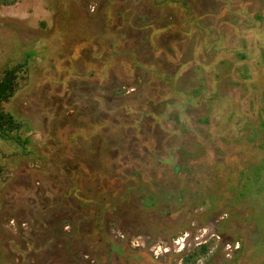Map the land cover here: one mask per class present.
Instances as JSON below:
<instances>
[{
	"label": "rangeland",
	"instance_id": "1",
	"mask_svg": "<svg viewBox=\"0 0 264 264\" xmlns=\"http://www.w3.org/2000/svg\"><path fill=\"white\" fill-rule=\"evenodd\" d=\"M12 1H0V72L35 50L25 84L6 104L25 121L31 153L0 140V264H181L180 251L212 239L197 264H264V0H233L239 15L226 16L231 20L217 29L215 41L198 38L186 47L182 38L173 40L189 48L185 59H194L181 70L180 85L216 95L203 125L171 86L147 85L125 57L103 64L85 55L88 48L76 50L86 39L97 43L107 29L99 22L112 17V5H129L136 14L153 12L150 5ZM62 1L65 28L55 23ZM219 4L197 0L193 7L208 11ZM118 16L113 32L129 48L139 33L124 29ZM197 46L211 47L195 55ZM158 65L159 71L173 68ZM143 96L164 103L148 104ZM177 106L186 111L178 119ZM195 142L204 148L196 150ZM184 149L196 154L187 160ZM178 163L194 177L174 171ZM194 178L197 195L190 190ZM173 190L185 204L166 199ZM170 209L172 217L162 216ZM74 251L80 262L72 260Z\"/></svg>",
	"mask_w": 264,
	"mask_h": 264
},
{
	"label": "trees",
	"instance_id": "2",
	"mask_svg": "<svg viewBox=\"0 0 264 264\" xmlns=\"http://www.w3.org/2000/svg\"><path fill=\"white\" fill-rule=\"evenodd\" d=\"M5 5H9L12 2L11 0H0ZM197 0H142L143 3H146L147 5H150V7L153 9V12H151L154 15H158L154 18H152L151 13H145V14H136L134 10L128 5L120 6V5H112L111 11H112V17H109L107 21L104 23H111V26H106L104 23H100V25H103L107 27L106 30H102V33H99L97 37V43H95L94 40L86 39V43L80 44L78 48L76 49L77 52L82 51L86 48L89 49V52H86L85 55L88 56V54H92L94 56L93 59H102V63H111L115 64L116 61L114 59H121V57H125V59H128L126 63L129 62V64H132L134 68L138 69L140 72H142L143 75H145L147 85L152 84L153 88H156V84H159V82L162 80L165 84H167L168 88L171 86L173 89H170L172 96L177 98L180 102H183L186 100L187 110L188 112H194L198 115H202L199 118H197V123L199 125L206 124V122H209V106L208 103L216 96L213 94L210 95V93H206L205 90H203L202 86L198 89H194L193 92H187L183 88V85H180V82L178 81L181 70L183 71L184 66L190 63V60L194 59H188L184 58L185 54L187 55V51H189V48L187 49V45H189L193 41H197L198 38L205 39L208 37V40H214L215 37L218 34L217 29L222 28L223 23L226 25L230 22L231 19H228L227 17L234 18V16L239 15V12H233L234 10L232 8L233 0H210L212 3H217L220 1L219 5H213L208 9V11H203L200 8H194L193 2ZM209 1V0H208ZM71 2V1H70ZM61 4V3H60ZM61 6V7H60ZM63 1L62 4L59 5V9L57 6L55 7L56 16H55V23L56 26L60 25L62 27H66L65 25V17H63V20L61 17H59L60 12L62 11ZM203 11V13H202ZM116 14H118V18H120L122 26H124V29L127 31H135L138 34L137 39L135 41L140 45L139 50H145L147 51V54L141 55L139 53V50L135 47H137L136 42L134 41V45L131 47L129 45V48L125 47V44L121 41L120 37L115 34L116 32H113L114 30L118 29H112L114 26V23L112 21L113 16L116 17ZM227 16V17H226ZM260 21V17H257ZM76 16L73 19V21L76 22ZM111 20V21H110ZM116 20V19H115ZM228 22V23H227ZM74 24V23H73ZM234 31L237 29L235 26L237 25V21L232 19V23H230ZM69 25H67L68 27ZM219 26V27H217ZM100 27V26H99ZM225 28V27H223ZM187 31V34H190V37L185 35L184 33ZM103 34V39H100V36ZM114 34L116 36H114ZM183 34V36L181 35ZM182 38L184 44L186 47H183L182 45H174L173 40L175 38ZM94 41L95 46L91 47L89 44ZM165 41H169L166 45H163ZM215 41V40H214ZM178 43V42H177ZM191 46L193 44H190ZM195 45V44H194ZM213 45H216L213 44ZM99 47H102L103 49H99ZM211 47V46H210ZM210 47L207 50H210ZM94 50L95 52L91 51ZM191 50V49H190ZM206 49L202 47H195V55L197 54V51H199L198 54L202 55L205 54ZM213 50V49H212ZM34 52L31 53L28 57H26L23 62H19L16 64L8 65L6 68H4L0 72V140H3L5 142H14L16 143L22 150L23 155H28L31 153L29 149H27L28 144L30 143V138L23 135L24 130L27 131L28 127L24 120L19 119L14 112L6 108V104L10 102V100L14 97L15 93L19 90L21 85L25 84L26 78L28 77L27 70H28V63H29V57H33ZM209 53V52H207ZM169 54L175 55L176 57H180V59H165ZM63 55V54H62ZM148 59V61H144L143 59ZM185 59V60H184ZM158 62L162 64H167L170 66V64L173 65V68L170 70L173 74L169 73L170 71L167 69L166 72L159 71L161 67H159ZM109 66V65H108ZM222 68H225L226 65L222 62L220 65ZM163 67V66H162ZM206 67V66H205ZM147 75V76H146ZM157 78L158 81L153 80V77L159 76ZM167 78L170 81H167ZM207 81V80H206ZM217 83L220 82V79L216 80ZM208 82V81H207ZM236 82V81H235ZM215 86V85H214ZM168 88H165L168 91ZM203 97H206L205 99ZM208 97H211L208 98ZM143 98L147 99V97L143 96ZM149 100L147 103H151L153 101L157 102H163L162 99L158 98L155 99L154 97L148 96ZM203 98V100H202ZM203 102V103H202ZM164 103V102H163ZM184 107V105H182ZM176 107L177 116L175 117L178 119L181 116V113H184L181 110L183 107ZM167 108H165L166 110ZM207 110V111H206ZM186 112V111H185ZM196 115V116H198ZM264 124V123H262ZM253 139V138H252ZM254 140V139H253ZM257 141V140H256ZM262 141V140H261ZM204 148V143H194V148ZM260 146V143H259ZM196 149V148H195ZM197 150V149H196ZM184 152L187 151L186 158L188 160L191 159L196 153V151L193 150H183ZM195 153V154H194ZM262 158V157H261ZM257 161V160H256ZM206 164H201L202 169H205ZM200 166V167H201ZM182 171L188 175L192 174V177H194L192 169H190V166L184 165L182 163H178V165L175 166L174 171ZM207 171V170H206ZM139 175L140 173H135ZM190 174V175H191ZM244 175V173H242ZM241 175V176H242ZM250 178L249 176L244 178L245 180H250L253 178L252 174ZM240 176V177H241ZM211 177L215 179L216 175H213L211 173ZM252 177V178H251ZM211 178V179H212ZM243 178V177H242ZM198 179L194 178V184L192 185V194L197 195L195 190V187L197 185ZM196 182V183H195ZM199 183V182H198ZM197 188V187H196ZM255 189V188H254ZM248 189L246 193L253 192L254 190ZM172 193V194H171ZM246 195V194H244ZM244 195H241L244 197ZM167 200H176L180 203H186L183 200V197L177 196L175 194V191H170L169 193L165 194ZM150 199L152 197H149ZM198 199V198H196ZM195 199V204L197 205L198 201ZM199 200V199H198ZM88 201L84 200L83 202H80L82 206L84 204H87ZM151 202H154L151 200ZM149 203V207H154V204ZM183 204V205H184ZM199 205V203H198ZM87 206V205H86ZM164 211L163 213H165ZM175 212L170 209L167 211V213L162 214V216H168L172 217V215ZM94 225V224H93ZM55 231V230H54ZM60 233V231H59ZM58 233V234H59ZM56 234V232H55ZM214 243V240L208 242H202L197 245H195L189 252L180 251L179 254H181V264H197L199 260L205 258L209 251L210 247ZM238 252V250H237ZM77 251H74L73 254L71 253L72 260H75V262H80L76 260Z\"/></svg>",
	"mask_w": 264,
	"mask_h": 264
}]
</instances>
